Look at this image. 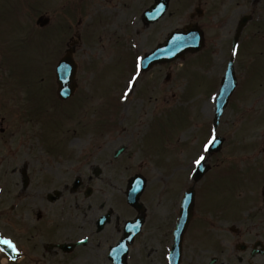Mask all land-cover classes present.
<instances>
[{"label":"rangeland","instance_id":"374dc122","mask_svg":"<svg viewBox=\"0 0 264 264\" xmlns=\"http://www.w3.org/2000/svg\"><path fill=\"white\" fill-rule=\"evenodd\" d=\"M32 2L38 7V15L28 9L26 14L15 0H0L1 49L6 45L4 53H12L20 71L26 66L25 59L35 80L45 78L33 85L34 92L21 83L22 73L6 86L4 103L14 113L18 105L25 110L27 96L34 108L31 113H37L30 118L34 128L23 124L21 135L15 137L24 146L32 142L28 135L34 132L36 138L32 142L35 148L23 152L21 163L31 160L39 177L33 188L24 192L59 189L62 183L48 167L60 164L65 174L66 168L72 172L71 187L80 172L85 188L118 197L119 227L133 215L124 198L128 180L136 175L146 178L148 193L152 192L155 199V213L163 209L162 187L167 195L180 197L195 186L210 206L216 201L230 205L233 217L242 204V179L253 182L261 174L250 161L257 153L264 159V45L259 49L254 25L241 36L235 58L238 87L217 132L226 139L225 145L207 162L219 169L206 175L201 185V181L195 184L191 179L194 161L203 155L205 144L215 134V97L231 58L238 24L246 15L255 21L257 0H210L204 5V17L195 20L205 33L204 50L147 73L138 69L142 55L187 25L197 4L190 7L171 0L167 15L146 26L142 13L152 0ZM74 9L75 18L70 19ZM39 15L49 17L50 25L37 27ZM77 34L82 40L75 47L78 94L61 104L54 91V66L68 49L69 38L74 35L71 38L77 40ZM259 40L264 44L262 35ZM9 77V71L0 69V79ZM121 147L126 150L114 161L113 154ZM95 172L101 176L95 177ZM9 190L15 196L20 188L11 183ZM152 230V225L146 227L136 245V264H162L160 240Z\"/></svg>","mask_w":264,"mask_h":264},{"label":"flooded vegetation","instance_id":"af4514ba","mask_svg":"<svg viewBox=\"0 0 264 264\" xmlns=\"http://www.w3.org/2000/svg\"><path fill=\"white\" fill-rule=\"evenodd\" d=\"M209 1L177 0V3L202 6ZM255 14V35L261 49L264 44L259 35L264 39V0H257ZM5 51L6 45L3 50L0 45V69L6 65L2 57ZM21 83H26L34 92L33 85L37 81ZM6 86L7 81L0 79V264H119L120 259L125 264H136L139 255L135 248L149 225L160 240L158 255L162 264H169L182 196L167 195L165 187L160 189L165 198L160 201L163 209L156 212L157 216L153 210L155 199L152 192L148 193V186L141 197L144 206L141 214L127 204L125 195V204L133 215L123 221L121 228L118 197L111 198L92 187L85 188L80 172L74 179V182L79 181L78 187L72 190L69 184L72 172L66 168L65 174L60 164L48 167L62 183L59 189L24 192L31 190L39 177L31 160L21 163L23 152H32L35 148L32 142L36 138L34 132L28 135L32 142L24 146L25 143H17L15 137L21 135L23 124L34 128L31 117L37 113H31L34 108L29 105V96L25 97V110L18 105L14 113L4 103L8 96ZM15 99L21 100L20 97ZM257 157L249 161L261 174L253 182H242V204L238 214L231 217L230 205L223 206L216 201L210 206L203 194L196 195L193 216L182 236L180 264H264V159L259 158V161ZM246 174L249 176L248 171ZM94 175L100 177L101 172ZM11 183L20 188L15 196L9 190ZM105 216H108L105 224L100 225ZM136 219L144 222L142 230L131 244H127L128 248L123 249L120 244L125 237V223ZM4 240L12 241L15 249L3 243ZM141 259L147 262L146 258Z\"/></svg>","mask_w":264,"mask_h":264},{"label":"water","instance_id":"95a60500","mask_svg":"<svg viewBox=\"0 0 264 264\" xmlns=\"http://www.w3.org/2000/svg\"><path fill=\"white\" fill-rule=\"evenodd\" d=\"M167 3L165 6H154L149 11L145 12L144 14V21L145 23L149 24L152 22H155L159 20L167 10ZM246 21L244 19L242 21V24ZM241 31V29H240ZM239 31V32H240ZM239 34L237 35L235 41H234V49H236L237 42H238ZM204 46V39L202 31L197 26H189L186 27L184 32H175L170 35L168 38L166 44L159 47L156 51L151 53L150 55H147L143 60V68L149 69L154 64L159 62H170L175 59H179L184 57L185 53L187 52H197L202 49ZM70 56L66 57L60 64L58 68V73L60 74V79L62 81V91H60V94L63 95L64 98L68 96L71 88V81L74 78V71L70 74L66 73L65 79L62 76L63 72L68 71V63L70 62ZM237 87V80L235 77L234 72V62L231 60L226 76L223 79L222 87L220 90V93L217 97L216 101V117H215V127L218 128L220 124L221 117L227 108L228 102L232 94L234 93L235 89ZM61 95V96H62ZM223 140L218 138L215 141L214 145H217V147H214L215 149L213 151H219L220 146L222 145ZM203 165V164H202ZM204 173V170L202 168H199V171L196 172L195 178L199 180L202 177V174ZM141 192V189H137L134 193L131 194L130 203L136 204L138 196ZM193 199L194 194L192 192L188 193L184 202H183V211H182V218L180 221V224L178 226L177 232H179V240L176 242V245L174 246L176 248L179 247V242L181 240V234L184 232L186 225L188 223V220L190 218V211L193 206ZM137 208H141L140 205H135ZM140 224V223H139ZM128 225L127 231L132 234V237H128L127 241H132L133 237L138 233L140 225ZM176 251V250H175ZM179 263V254L176 252V254L172 255L171 258V264H178Z\"/></svg>","mask_w":264,"mask_h":264},{"label":"snow or ice","instance_id":"6c2138e0","mask_svg":"<svg viewBox=\"0 0 264 264\" xmlns=\"http://www.w3.org/2000/svg\"><path fill=\"white\" fill-rule=\"evenodd\" d=\"M237 54H238V51H237L236 49H234V50H233V56H235V55H237ZM126 95H127V94H126ZM215 141H216V137H215V134H213L212 139H210V140L208 141V143L205 144V146H204V151H208L209 148H210V146H211L213 143H215ZM204 161H205V157H204L203 155L199 156V158H197V159L194 161L195 166H196V167H200V166L203 164ZM3 243H5V244L9 245V247L15 249V245L12 243V241H10V240H4Z\"/></svg>","mask_w":264,"mask_h":264}]
</instances>
